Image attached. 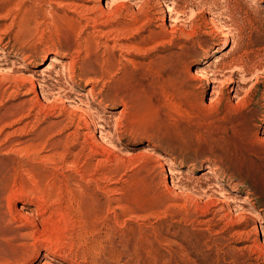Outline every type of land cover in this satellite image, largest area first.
<instances>
[{"label":"rangeland","instance_id":"1","mask_svg":"<svg viewBox=\"0 0 264 264\" xmlns=\"http://www.w3.org/2000/svg\"><path fill=\"white\" fill-rule=\"evenodd\" d=\"M0 264H264V0H0Z\"/></svg>","mask_w":264,"mask_h":264},{"label":"bare ground","instance_id":"2","mask_svg":"<svg viewBox=\"0 0 264 264\" xmlns=\"http://www.w3.org/2000/svg\"><path fill=\"white\" fill-rule=\"evenodd\" d=\"M50 60L53 61L54 64H56V63H58L59 61H61V60H59L58 57H57L56 55H54V54H52V55L50 56ZM212 98L215 99V97H212ZM211 100H212V99H211ZM211 100H209V101H211ZM212 102H213V101H212ZM212 102H211V103H212Z\"/></svg>","mask_w":264,"mask_h":264}]
</instances>
